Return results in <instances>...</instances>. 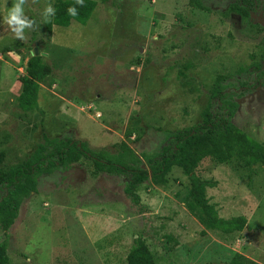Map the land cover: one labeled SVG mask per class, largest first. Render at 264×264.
<instances>
[{
    "label": "rangeland",
    "instance_id": "374dc122",
    "mask_svg": "<svg viewBox=\"0 0 264 264\" xmlns=\"http://www.w3.org/2000/svg\"><path fill=\"white\" fill-rule=\"evenodd\" d=\"M84 23L45 28L55 0H27L36 25L16 39L4 23L13 0H0V170L72 139L91 150L125 142L147 158L171 143V133L203 121L218 77L237 103L232 123L264 145V0H94ZM51 19V18H50ZM37 43L30 42L32 32ZM37 47L51 73L40 82L39 107L17 99L28 58ZM52 142V143H49ZM218 216H245L233 233L206 228L187 207L189 178L172 165L167 181L125 192V173L98 172L84 156L65 168L34 173L36 190L7 230V264H126L137 235L156 264H264V168L208 156L194 169Z\"/></svg>",
    "mask_w": 264,
    "mask_h": 264
},
{
    "label": "trees",
    "instance_id": "16d2710c",
    "mask_svg": "<svg viewBox=\"0 0 264 264\" xmlns=\"http://www.w3.org/2000/svg\"><path fill=\"white\" fill-rule=\"evenodd\" d=\"M75 6L78 15L70 16L68 7ZM96 2L84 0V5H77L75 0H55L54 17L45 23L48 33L52 24L66 27L71 21L84 24L91 16ZM29 41H37L33 31ZM37 43V42H36ZM51 73V67L42 55H31L27 60L26 74L21 80V90L18 95V107L23 111L36 110L39 107L40 82ZM257 79L253 87L242 88L240 96L250 93L260 82L264 81V66L257 67L251 74ZM218 77L211 89L210 99L217 107L213 114L208 106L203 112V121L182 130L171 133V143L156 156L147 158V168L142 167L141 159L125 143L116 144V151L108 149L91 150L85 144L77 145L72 139H67L62 145L53 144L49 154H43L39 148L29 159L0 170V227L5 231L11 227L18 216L21 203L28 198L31 191L36 190L34 173L48 171L53 167L65 168L77 161L81 156L89 158L98 172L125 173L129 180L125 192L135 203H140L135 187L150 179L154 184L167 181L166 174L172 165H177L189 178L190 189L187 207L195 213L206 228L219 230L223 233H233L242 230L247 220L245 216L222 218L216 209L206 199L208 182L194 175V169L205 157H212L218 162H225L232 157L242 159V163L252 166L261 164L264 168V145L256 141L241 129L236 127L231 118L237 103L232 100L230 88L223 92ZM52 143V142H49ZM8 263L5 242L0 243V264ZM126 264H156L154 255L146 245L142 236L137 235L126 256ZM231 264H242L235 256Z\"/></svg>",
    "mask_w": 264,
    "mask_h": 264
},
{
    "label": "clouds",
    "instance_id": "9594fccd",
    "mask_svg": "<svg viewBox=\"0 0 264 264\" xmlns=\"http://www.w3.org/2000/svg\"><path fill=\"white\" fill-rule=\"evenodd\" d=\"M37 0H33L36 3ZM77 5L83 6L84 0H75ZM27 0H13L12 5L8 8L5 16L4 23L8 26L11 32L14 34L16 39L24 41L26 39L25 31L34 29L36 22L30 19L25 13V4ZM70 16L75 17L78 15L77 8L75 6H70L67 9ZM56 14V9L49 3L45 6L43 10V17L45 22H48L51 17Z\"/></svg>",
    "mask_w": 264,
    "mask_h": 264
},
{
    "label": "water",
    "instance_id": "95a60500",
    "mask_svg": "<svg viewBox=\"0 0 264 264\" xmlns=\"http://www.w3.org/2000/svg\"><path fill=\"white\" fill-rule=\"evenodd\" d=\"M33 49H34V53L32 55L37 56V55L40 54L39 51H38V49H37V47L34 46Z\"/></svg>",
    "mask_w": 264,
    "mask_h": 264
}]
</instances>
